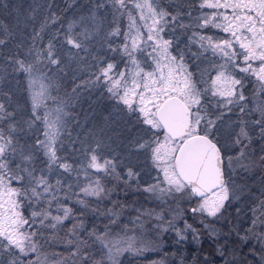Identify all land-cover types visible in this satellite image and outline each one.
Returning <instances> with one entry per match:
<instances>
[{
  "label": "snow or ice",
  "instance_id": "1",
  "mask_svg": "<svg viewBox=\"0 0 264 264\" xmlns=\"http://www.w3.org/2000/svg\"><path fill=\"white\" fill-rule=\"evenodd\" d=\"M109 3L120 16H127V30L122 32L116 26L108 35L122 37V55L127 58L131 69L116 72L114 63H106L98 68L94 79L85 83L106 88L111 98L117 101V111L135 115L136 122L141 125V134L130 141L129 147L136 153L146 154L156 172V182L144 187V192L158 193L161 199L165 195L176 194L198 198L197 206L191 208L192 213L206 214L213 218L221 215L225 203L230 199L229 179L233 171V158L224 154L222 148L225 146L219 143L218 121L223 118V113L214 114L209 111L212 102L207 98H222V101H216V106L222 103L225 108L245 100L243 83L229 71V66L254 76L259 82L260 90L264 91V0H199L200 9L212 11L195 17V27L218 29L227 34V38L214 40L212 36L193 31L189 37V41L198 43L204 52L210 50L213 55L223 60L217 66L216 75L210 83L204 82L206 87L198 86L184 63L183 55L179 54L178 58V55H173L170 51L173 39L165 38L166 31L174 34L177 28L192 27L182 19L183 15L191 17V11H177L173 14L160 7L159 0H109ZM46 27L47 22L41 24L40 31L33 40L39 39L40 33ZM72 29L73 25L70 24L62 40L66 51L57 49L54 43L56 37H53L46 48L35 52V64L26 63L24 60L15 61L17 71L27 74L31 90L32 116L25 123L29 129L37 121L44 126L43 139L37 137L31 147L42 151L47 161L46 169H42L37 176L32 165V151L25 152L13 135L22 129L18 128L16 122L8 125L7 132L0 127V249L13 253L15 257L3 264H34L33 261L25 262L20 258L28 257L38 250V233L31 230L32 225L37 220L41 225L48 221L47 227L56 229L73 213L72 208L58 203L64 188L63 180L57 178L52 182L48 178L53 171L62 170L68 174L77 172L72 163L58 155L62 134V109L45 110L38 114V109L46 107L48 99L55 98L51 97L49 85L43 83V77L35 75L40 72L36 65L42 63V58L48 65L53 66L61 65L62 56L65 55L69 59H82L80 52L88 51L86 41L90 40L92 33L85 28L84 31L74 34ZM4 43L0 39V44ZM138 53L150 58L151 64L142 66L137 58ZM238 60H242L243 67L237 63ZM60 70L63 71L62 68ZM4 95L7 96L8 93ZM240 111L243 113L244 107ZM258 111L261 119L254 123L259 126L260 135L264 138V107ZM15 115L4 102H0V123ZM232 142L241 146L236 158L240 159L245 155L243 149L252 143L245 121H240L239 130L234 133ZM101 147L97 142L95 146L85 149L88 160L86 165H81L85 175L92 169L95 173L121 179L117 172L118 162L102 155ZM17 158L20 162L13 167V161ZM226 169L229 172L228 177ZM139 176V171L128 167L125 185L131 180H138ZM15 184L19 186H14ZM72 187V184H67L69 191ZM80 194L83 197L101 198L102 195L107 196L108 192L102 186L101 178L97 176L80 187L79 194H74L78 197L77 203L87 206L86 199L79 198ZM64 198H69L67 193ZM42 201L47 207L33 208L29 216L24 214L25 206L32 208L33 205H40ZM54 201L57 202L56 211L61 213L59 215H53L51 211ZM260 203L264 208V201ZM261 214L264 215V212ZM255 223L254 219L253 225ZM261 223L264 224V221ZM77 227H82V224L73 225V229ZM168 228L175 230L180 240L187 238L180 230L175 229L172 221L168 222ZM168 228L164 230L167 231ZM185 230L196 236L197 230L193 225L185 223ZM97 239L103 243L107 258L112 264H118L117 257L125 251H140L131 240L124 241L126 246L122 247L120 243L106 241L104 237ZM260 239L264 241V235ZM68 243L73 241L69 240ZM96 264L102 262L97 261Z\"/></svg>",
  "mask_w": 264,
  "mask_h": 264
},
{
  "label": "rangeland",
  "instance_id": "2",
  "mask_svg": "<svg viewBox=\"0 0 264 264\" xmlns=\"http://www.w3.org/2000/svg\"><path fill=\"white\" fill-rule=\"evenodd\" d=\"M210 11L212 10L199 9L197 11L195 10L194 13H192V16L190 17L193 22L192 28L190 29L191 31L187 38H182V42H178L177 39L174 38V36H165V38L173 39V46L170 51L173 55H178V58L179 54L183 55L184 63L187 65L188 71L193 74V79L200 87L207 86V84H205L204 82L210 83L211 79H213L216 75L217 66L219 64H222L223 60L219 56L213 55L210 50L204 52L200 48L198 43H191L189 41V37L192 35L193 31H196L202 35L212 36L214 40L227 38V34L221 32L218 29H197L195 27L194 18L201 15L203 12ZM114 15H117L118 17L120 16L116 11ZM120 17L121 18L115 20L114 27L106 30V23H104V20L101 19V15L98 10H93V12L91 13L87 12L82 15L80 13H77L76 16L70 19V23L68 24V26L70 24L73 25L72 31L74 34H78L84 31L85 28H87L88 31L92 33L90 40L86 41L88 45V51L80 52V57H82V59H69L65 55L62 56L61 65H47L51 70H56L55 73H58L61 79H63V84L60 83L63 92L67 91L68 89H70V92L72 89H74L75 91L76 87L88 88L91 91V94H95L96 97L97 95H100L106 98V102L108 105V115L105 117V120L94 122V125L92 127L91 124L86 130V132L88 131V134L91 131V134L88 135V138H83V141L82 138L80 139L81 125L77 124L73 127L72 130L68 128L69 117H67V111H65L64 108H61L62 134L60 137V141H62V139L65 137L67 129L69 134L64 138L65 140H63L62 142L63 144H58V155L64 158L67 157L66 160L74 165V167L77 169V172L75 174H68L63 173L62 170L53 171L51 175L48 176V178L52 182H54L57 178L63 180L65 185L61 193H67L69 198L65 199L64 196L60 193V199L58 203L63 204L65 207L72 208L73 213L71 217H74L73 219H76V225L82 224V227L73 229L69 234L70 237L65 238L64 241L71 250H74V252H72V254L74 255L77 254L76 248L81 246L82 243L85 247H87L86 239L82 238L86 223L82 222L81 220L83 219L81 217V209L86 208V210H91L92 208L94 212H97L98 209L96 204L102 203L103 199L107 201L108 199H110L112 202H116L114 193L117 192V190L121 187H123L122 195H125V198H128V196L132 197L134 194V205H131L132 207H130L129 209L130 211H133L135 207H139L140 212L142 213V217H140L139 219L135 218V220H131V222L135 224V227H133L131 232H129V238H121L116 234H109L110 229L103 230V233L99 237H104L106 241L120 243L122 247L126 246L123 242L128 241V239H132L131 241L134 245L138 243L141 244L142 247L147 244L146 241L154 243L149 238H152V236L156 237L157 235L150 234L151 236H144L139 235L137 232L140 230L138 229V226L142 224L139 226V228H143L145 226V222L147 221L155 220L153 221V223H159L157 225H160L163 231H165V228H168L169 221L173 222L175 229L180 230L181 227L185 228V223L189 224V219L184 215L182 202H184V204L186 205L192 203L189 206L190 209H186L189 210L190 213H192L191 208L196 207L198 203L197 198H191L183 194H176L175 196L165 195L161 199L158 193L152 194L143 191L144 187H147L149 184H153L156 182L154 179L156 176V172L152 168L151 162L147 158L146 154L136 153L129 147L130 141L141 134V125L136 122L135 115H129L124 111H117V101L111 98L106 88L101 85L93 86L89 83H85L86 81L94 79V74L97 73L98 68L103 67L106 63H114L116 65V69H114V71L116 72L131 69V65L128 64L127 58L122 55V49L120 47L123 42L122 37H110L108 35L109 32L112 31L116 26H119L122 32L127 30V16ZM30 30L32 31V28H30ZM26 38L30 46H33L34 48L31 51L30 55H33L34 62L32 63L35 64V52L40 49L38 48L36 42L32 41L33 39H31V37L26 36ZM60 41L61 38L58 39V43L60 44V48L58 49L61 52H64L66 51V47H61L62 43H60ZM109 45H111V48H109ZM112 49L116 50L113 51ZM137 58L141 61L142 66L151 64L150 58L146 57V55L144 54L138 53ZM237 63H239L240 66L243 67L242 60H238ZM17 67L18 66L16 65V68ZM36 67L40 69V72L35 73V75L43 77V83L49 85V93L51 95L53 81H55L53 79L54 74L51 76L46 70H44L45 68H41V64H37ZM61 68L63 69V71L60 70ZM229 71L232 72V74L235 75L237 79H240L242 81L245 100L240 101L239 103H234L232 105H229L228 108H225L223 107L222 103L220 106H216V101H222V98L209 96L207 99L212 102L209 111L213 112L214 114L223 113V118L218 121V127L220 129L218 133L219 143L225 146L222 148L224 154L233 158L231 165L233 171H231L229 179L230 199L225 203V209L223 211H227L228 209L230 211H233V213H235L237 216L241 211V207H243L247 201L251 200L252 197L257 195L258 191L262 190V188L264 189V184H262L264 181L262 180V178L260 179L257 176H254V174H250V176H247V174L241 173L242 171L245 173H247L248 171H253L256 165L254 159L257 157V150L260 149V145H263V142H259L262 139L259 132V126L256 125L254 121H256V116H259L258 119H261V113L260 111H258V109L264 107V91L260 90L259 82L254 76L240 72L239 69H233L231 66H229ZM67 74H69V76ZM26 80L27 100L30 103V112L32 113L31 90L29 89L28 76L26 77ZM71 85H73V87H71ZM54 103L53 101H50V99H48L46 101V107L42 106L40 109H38V114H42L45 110H54L56 108H59ZM119 107L122 108V106ZM241 107H244L243 113H241L240 111ZM229 108L231 109L230 111ZM29 119L30 118H27L22 121V126H24L26 129H29V127L25 123V121H28ZM240 121L246 122V127L248 128L249 135L252 137V143L248 147L243 149L245 155L240 159H236L239 156L241 146L233 144L232 141L234 133L239 130ZM29 130L31 132L37 130L36 138L39 137L40 139H43L42 132L44 130V126L42 122L37 121L35 125H33V127ZM84 136H86V133L84 134ZM36 138L33 139L32 144H34ZM97 142L102 145L100 149L102 155L110 159L114 158L118 162L117 172L120 174L121 179L117 180L114 176H106L103 174L95 173V171L92 169L88 170L87 176L85 175L83 169L81 168V165H86L88 160L85 149H87L89 146H95ZM245 143H247V141H245ZM21 147H23V145ZM38 152V155H40V157L43 158L44 162L46 163L47 158L44 156L43 152L39 150ZM66 154H70V157H68V155L65 156ZM19 162L20 161L18 158L15 159L13 161V167ZM32 165L36 169V175L39 176L41 174V170L37 168L38 165L36 158L33 159ZM241 165H244L246 167H241ZM128 167H132L135 171H139L140 176L138 180H131L127 185H125L124 180L127 179L126 172ZM226 171L229 176V172L227 169ZM97 176L101 178V184L105 188L106 192H108V195H102L101 198H97L83 197L82 194H80L79 198L86 199L87 206L77 203L78 197L74 194H79L80 187L85 186ZM67 184H72L73 187L71 191L68 190ZM14 186L18 187L19 185L15 184ZM67 202L75 203L74 207H77V209L75 210V208L66 205ZM43 207H47L46 203H44L43 201L40 205H33L32 208L25 206L24 214L26 216H29L33 208L42 209ZM56 208L57 202L54 201L51 209L53 215L61 214L56 211ZM125 209L126 208L122 207L121 205L117 207L113 205V208L109 207L107 212V215L110 218L109 223H111L115 219L123 220L124 216H126L124 213L126 211ZM148 213L151 214L149 215ZM221 215L213 218L208 217L206 214H188V216L192 219L190 221H193L195 223H202L204 220L210 219H216V221H218ZM96 220L99 221V218L96 217ZM48 223V221H45V224L41 225L39 223V220H37V222L32 225L31 230L36 231L37 233V228H40L39 230H41V233L37 235L38 250L36 253H31L28 257L21 256V259L25 262L33 261L34 264H76L75 262H71V260H68V257L63 256L62 254L60 255L59 253L57 254L54 250L49 251V249L46 250L42 246L39 249V238L42 237V234H49L50 232L55 233L53 232L54 229L52 230L50 229V227H47ZM113 224L114 223H111V225ZM204 224L207 225V222H204ZM237 224H239L238 220ZM168 230L177 233L172 228H168ZM96 237H98V234L96 235ZM69 240L73 241V243L69 244ZM99 242L101 243L100 240ZM150 250L154 252L153 248H150ZM157 250L158 248L156 249V251ZM138 253L139 252L137 251L123 252L119 257H117L118 264H124V262L126 261V256H129L130 254L134 256ZM16 255L19 254L16 253Z\"/></svg>",
  "mask_w": 264,
  "mask_h": 264
},
{
  "label": "trees",
  "instance_id": "3",
  "mask_svg": "<svg viewBox=\"0 0 264 264\" xmlns=\"http://www.w3.org/2000/svg\"><path fill=\"white\" fill-rule=\"evenodd\" d=\"M198 2L199 0H159V6L173 14L177 11L194 13L195 10L200 9ZM99 4H102L103 7H97ZM93 10H98L100 13L101 19L106 23V30L114 27L115 20L121 18L114 15L115 9L109 0H0V39L5 41L4 44H0V102H4L9 111L16 113L12 119L0 123V127L7 132L10 123H17L18 128L22 130L13 135L19 145H23L22 148L25 152L32 151L39 170L46 168V163L38 155V150L31 147L33 139L37 136V130L31 132L22 126V121L32 116L30 103L27 100V74L17 71L15 61L21 59L26 63L34 62L33 55H30V50L32 51L34 48L30 46L26 36L33 39L36 33L40 31L41 24L47 22L45 31L40 33L39 39L32 41H35L41 50L47 46L49 40L56 37L54 43L58 49L60 48L58 39L61 38L60 43H62L63 37L68 31L67 26L70 19L77 13L82 15L87 12L91 13ZM53 19H55L54 23L52 22ZM182 19L185 24H193L192 19L187 15H183ZM191 28H177L174 34L166 31L165 36H174L178 42H182V38H187ZM46 62L42 59L41 68H45L44 70L51 76L54 74L53 79L55 80L51 89V97L55 99H50V101L53 103L55 101L56 106L67 111L68 128L72 130L77 124L81 125L80 139L82 138L83 141V138H88V135L91 134L90 130L89 134L88 131L86 132L88 127L91 124L92 127L94 122L105 120L108 115L106 98L100 95L96 97L95 94H91L88 88L81 87H76L75 91L72 89L70 92L68 89L63 92L60 85V83L63 84V79L58 73H55L56 70H49ZM67 75L69 76V74ZM4 93H8V95L5 96ZM255 118L258 120L259 116ZM66 132L68 135V129ZM85 133L86 136H84ZM64 138L61 144H63ZM259 142H263V145H260V149L257 148V157L254 159L256 165L253 171L247 173L242 171L241 173L247 174V176L254 174L264 181V159H261L264 157V138ZM67 155L70 157V154L65 156ZM226 177H228L227 171ZM122 188L114 193L116 202L103 199L102 203L96 204L97 212H94L92 208L91 210L81 209V217L83 218L81 220L86 223L82 238L86 239L87 247L82 243L76 248L77 254L74 255L72 254L74 250L65 244V238L70 237L69 234L73 230V225H76L77 222L76 219H73L74 217H70L62 225L57 226V229L50 228L55 233L42 234V237L39 238V249L42 246L46 250H54L57 254L68 257V260L76 264H96L97 261L102 262V264H112L111 260L107 258L103 243L99 242L96 235L98 234L99 237L103 230L110 229L109 234L129 238V232L135 227L131 220L142 217L139 207L130 211L129 208L134 205V194L132 197L125 198V195H122ZM61 195L64 196V193ZM261 201H264L263 188L241 207L239 215L236 216L233 211L227 209L226 212H222L218 221L210 219L204 220L202 223L190 221L192 219L188 214L191 215L192 213L186 209H190L189 206L192 203L186 205L182 202L185 210H183L184 215L189 219L188 223L197 230L196 236L194 237L193 232L186 231L185 228L181 227V233L187 238L180 240L177 233L170 230L163 231L161 226L157 225L159 223H153L155 220L145 222L143 228H139L142 225L139 223L138 229L140 230L137 231L139 235L151 236L150 234H152L157 236L149 238L154 243L146 241L147 244L143 247L136 243L134 247L140 249L139 253L134 256L132 254L126 256L124 264H264V241L260 239V236L264 235V224L261 223L264 221V215L261 214L264 212V208L261 207ZM66 205L77 209L73 202H67ZM113 205L125 207L126 216L123 220L115 219L116 222L111 225L113 222L109 223L110 218L107 212L109 207L113 208ZM96 217L99 218V221L96 220ZM254 219L256 220L255 225H253ZM237 220L239 224H237ZM204 222H207L209 227H205ZM39 229L37 228L38 235L41 233ZM150 248H153L154 252ZM13 258H15L13 253L0 249V264Z\"/></svg>",
  "mask_w": 264,
  "mask_h": 264
},
{
  "label": "water",
  "instance_id": "4",
  "mask_svg": "<svg viewBox=\"0 0 264 264\" xmlns=\"http://www.w3.org/2000/svg\"><path fill=\"white\" fill-rule=\"evenodd\" d=\"M198 199V198H197Z\"/></svg>",
  "mask_w": 264,
  "mask_h": 264
}]
</instances>
